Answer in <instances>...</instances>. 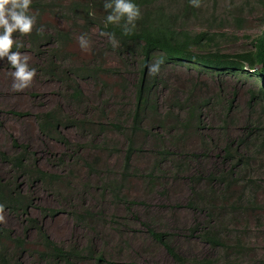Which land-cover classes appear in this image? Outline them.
Segmentation results:
<instances>
[{"label": "rangeland", "instance_id": "1", "mask_svg": "<svg viewBox=\"0 0 264 264\" xmlns=\"http://www.w3.org/2000/svg\"><path fill=\"white\" fill-rule=\"evenodd\" d=\"M201 12L205 19L192 20L191 30H214L219 35L217 48L226 53L252 50L253 40L264 30V0H204ZM44 22L72 33L66 49V53H70L65 61L67 64L91 60L96 48L107 46V37L96 29L83 33L57 17H46ZM81 36L88 40L87 50L81 48ZM19 52L28 57L30 68L37 69L41 60L30 47ZM105 62L116 65L115 54L109 52ZM14 71L7 57L0 59V151L14 155L20 150L16 145L27 146L41 169L63 178L62 183L48 189L42 183H32L26 177L17 175L0 158V177L9 180L18 176L17 183L34 203L30 217L38 220V224L32 226L26 217L0 211L3 217L0 225L9 229L14 236L27 237L29 247L37 245V249L41 247L39 227H42L50 239L59 245L78 246L81 249L92 247L97 255L103 256L101 264H172L173 258L167 249L152 239L150 230L155 229L171 234L173 246L190 261L264 264V156L251 165L260 194L254 196L256 202L253 210L223 214L216 211L217 214L210 219L203 208L193 210L188 207L194 186L191 177L223 168L225 164L220 151L223 142L219 140L225 138L223 134L230 137L241 135V128L249 113V82L236 83L227 79L224 85L223 96L234 98L237 103L231 117L233 123L227 130L222 128L220 111H206L202 130L190 135L177 150L173 149L171 153L176 156L164 162V173L155 175L153 179L149 177L156 161L153 138L145 141H142L143 136L139 138L140 145L144 143V146L133 158L131 175L124 190L127 205L115 202L111 192L104 191L103 186L113 177L112 173L119 175L124 166L125 138L116 132L95 136L75 127H63L60 133L66 144L45 136L40 131L37 115L60 107L66 114L77 118L88 113L98 116L101 110L111 118L114 111L131 105V96L125 97L118 88L103 91L104 85L78 79L88 98L87 103L81 106L68 98L70 92L64 84L39 71H36L28 87L14 89L12 85L18 82L13 76ZM161 74V80L165 83L159 89L163 109L168 108L171 101L177 100L183 89L191 87L193 80L207 81L210 93H218L220 89L216 84L218 82L198 77V74L182 67H169ZM115 81L109 80L108 84L111 82L113 85ZM206 136L213 138V143L209 142L207 147L202 142ZM114 146L120 151H113ZM167 146L170 147L169 144ZM187 154L190 156L189 167L187 171L178 173L172 164L173 158L186 161ZM96 159L97 173H91L87 162L91 164ZM41 208L58 210V214L44 215ZM87 210L100 215L94 221L77 223L73 213L83 214ZM209 221L223 224V235L227 242L232 244L240 240L243 248H213L200 240L197 232H191L195 226ZM25 261L28 264H41L30 256H26ZM85 264L97 263L90 260Z\"/></svg>", "mask_w": 264, "mask_h": 264}, {"label": "trees", "instance_id": "2", "mask_svg": "<svg viewBox=\"0 0 264 264\" xmlns=\"http://www.w3.org/2000/svg\"><path fill=\"white\" fill-rule=\"evenodd\" d=\"M106 2L107 0H32L29 14L36 17L32 32H14L13 39L16 42L10 51H23L30 47L41 60L36 71L64 84L70 92L68 98L78 105L84 106L88 101L78 79L104 85L103 91L118 88L125 97L131 96V105L114 111L111 118L104 110L98 116L88 113L77 118L66 114L59 107L37 115L40 131L45 136L66 144L67 141L60 133L63 127H75L95 136L108 132L121 134L126 140L124 166L119 175L112 173L113 177L103 186L104 191L111 192L115 202L128 205L124 190L131 175L133 158L144 146L143 142L140 145L139 138L143 136L142 141L153 138L156 161L149 176L153 179L155 175L164 173L163 163L176 156L171 151L183 146L194 132L202 130L206 111H220L222 128L227 130L233 123L231 117L237 103L234 98L223 96L224 85L227 79L236 83L249 82V113L241 128V135L230 137L223 134L225 138L219 140L223 142L220 146L225 164L223 168L191 177L194 186L188 207L193 210L203 208L210 219L214 218L216 211L223 214L253 210L256 202L254 196L258 193L259 186L251 172V165L264 156V30L253 40L252 50L231 54L217 48L219 35L214 30H191L192 20L205 19L201 12L204 0H197L198 6H194L192 0H133L140 9V18L135 21V28L129 33H125L123 28L126 17L119 24L105 26L106 17L111 13V9L106 10L104 7ZM46 17L60 18L83 33L96 29L101 33L114 34L117 44L114 47L109 36L105 35L107 46L96 48L91 60L81 64H67L65 61L70 53H66V49L72 33L58 25L45 23ZM16 43L22 44V47L17 49ZM109 52L115 54L116 65L105 62ZM161 59L163 63L159 72L155 75L149 73L148 65ZM169 67H182L198 74V77L214 80L219 84V92L210 93L207 81L193 80L190 82L191 87L183 89L178 99L171 101L168 108L163 109L159 94L160 85L164 83L161 73ZM109 80L116 81L111 85V82L108 84ZM205 138L202 140L205 147L209 142L213 143V138ZM16 147L20 149L18 153L9 155L0 151V158L17 175L26 177L32 183H42L48 189L63 182L61 175L41 169L27 146ZM113 151L120 150L115 147ZM189 159V154L186 161L173 158L172 164L178 173L187 171ZM97 161L96 159L91 164L87 162L91 173H97ZM16 179L18 176L9 180L0 177V211L9 212L16 217H26L32 226H36L38 220L31 218L29 214L34 203ZM41 210L47 216L58 214V210L54 209ZM99 215L100 213L88 210L83 214L73 213L77 223L94 221ZM223 227V224L209 221L195 226L191 232H197L198 238L213 248L242 249L240 240L232 244L227 242ZM150 233L152 239L164 246L172 256V264H210L208 260L190 261L179 253L172 244L171 234L155 229H151ZM39 239L40 248L36 249L37 245L29 247L27 237L14 236L9 229L0 225V264H28L26 256L38 259L41 264H85L90 260L101 264L104 261L103 256L97 255L90 246L81 249L78 246L64 247L57 244L42 227H39Z\"/></svg>", "mask_w": 264, "mask_h": 264}, {"label": "clouds", "instance_id": "3", "mask_svg": "<svg viewBox=\"0 0 264 264\" xmlns=\"http://www.w3.org/2000/svg\"><path fill=\"white\" fill-rule=\"evenodd\" d=\"M32 0H0V59L7 57L8 62L15 69L13 76L17 83L12 87L16 90H22L29 86L33 77L36 75V69L28 66V57L22 55L19 51H10L15 43L13 33L30 34L36 22V17L29 14ZM194 6H198L197 0H192ZM105 9H111V13L106 17L107 24H119L126 17V23L123 28L125 33L131 32L135 28V21L140 18V9L133 0H107L104 5ZM131 25V28L129 27ZM108 35L115 47L117 42L114 34L102 33ZM82 49L87 50L88 40L80 37ZM22 44L16 43L19 49ZM163 60L148 65L149 72L153 75L159 72ZM0 220L3 217L0 216Z\"/></svg>", "mask_w": 264, "mask_h": 264}]
</instances>
